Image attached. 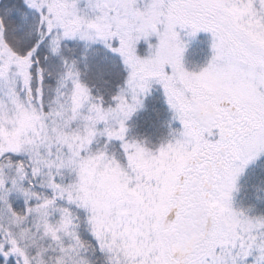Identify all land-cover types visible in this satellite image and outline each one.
I'll return each instance as SVG.
<instances>
[{
  "label": "snow or ice",
  "instance_id": "6c2138e0",
  "mask_svg": "<svg viewBox=\"0 0 264 264\" xmlns=\"http://www.w3.org/2000/svg\"><path fill=\"white\" fill-rule=\"evenodd\" d=\"M0 264H264V0H0Z\"/></svg>",
  "mask_w": 264,
  "mask_h": 264
}]
</instances>
